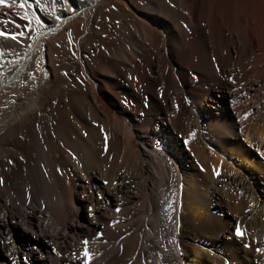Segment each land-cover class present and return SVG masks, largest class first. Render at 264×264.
<instances>
[{"label":"bare ground","instance_id":"1","mask_svg":"<svg viewBox=\"0 0 264 264\" xmlns=\"http://www.w3.org/2000/svg\"><path fill=\"white\" fill-rule=\"evenodd\" d=\"M26 3L0 7V264H264V0Z\"/></svg>","mask_w":264,"mask_h":264},{"label":"snow or ice","instance_id":"2","mask_svg":"<svg viewBox=\"0 0 264 264\" xmlns=\"http://www.w3.org/2000/svg\"><path fill=\"white\" fill-rule=\"evenodd\" d=\"M35 3L39 4L40 0H35ZM28 6L29 5L26 3V0H0V7H3V8L11 9V8L18 7L19 9L23 10V9H26ZM22 19H25V20L28 19V15L26 12H25L24 16L22 17ZM57 19H59V17H57ZM17 27H19V25H17ZM23 35H24L23 32H6V31L0 30V37H2L4 39H10L13 42H18V39H17L18 36H23ZM0 54H2V53H0ZM104 138H105V140H107L106 135ZM262 155H264V153H262ZM9 163H12V162L9 161ZM214 171H215V169H214ZM216 174L218 175V173H216ZM2 183H3V179L0 178V184H2ZM117 211H119V209H117ZM236 234H237V236L243 235V233L239 230V228L236 229ZM83 243L85 246L84 251L82 253L83 257L85 258L84 264H90L92 253H90V251L88 250V247H87L88 241L85 240V241H83ZM247 246L248 245H245V247H247ZM256 251L260 252V253H264V248H257ZM13 264H15V261H13Z\"/></svg>","mask_w":264,"mask_h":264},{"label":"rangeland","instance_id":"3","mask_svg":"<svg viewBox=\"0 0 264 264\" xmlns=\"http://www.w3.org/2000/svg\"><path fill=\"white\" fill-rule=\"evenodd\" d=\"M67 47H65V48H63L62 50H67L66 49ZM70 48H68V50H69ZM61 70V71H60ZM64 71V72H63ZM59 72H61L62 74H65L66 73V69L65 68H62V67H60V69H59ZM261 150H262V153H264V148H261ZM257 154H259V153H257ZM237 194H235V196H236ZM242 195L241 194H239V195H237V197H236V199H233V201H231V203H233V205H235V206H238V205H240L241 203H242ZM237 200V201H236ZM250 200V199H249ZM253 204V202L251 201V202H249V204H247V208L244 210V212H248V210H250L249 208L251 207V205ZM224 208H225V206H224ZM225 209H227V208H225ZM226 212L227 211H225V212H223L222 214H221V217H223L224 218V214H226ZM239 223V221H236L235 223H234V226H233V228L235 227V226H237V224ZM244 246L246 245V244H243ZM248 247V246H247Z\"/></svg>","mask_w":264,"mask_h":264}]
</instances>
